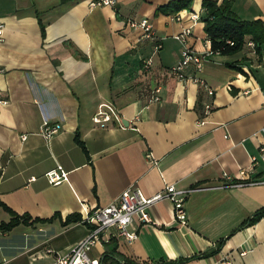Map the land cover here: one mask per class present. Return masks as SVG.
<instances>
[{
    "label": "crops",
    "instance_id": "crops-1",
    "mask_svg": "<svg viewBox=\"0 0 264 264\" xmlns=\"http://www.w3.org/2000/svg\"><path fill=\"white\" fill-rule=\"evenodd\" d=\"M95 1L0 0V201L31 217L0 227V261L48 264L87 234L84 208L106 205L129 186L150 196L174 183L194 188L185 223L170 200L156 201L149 207L156 224L134 218L136 239L112 235L91 256L213 264L228 254L230 264H264V214L241 225L264 208V183L221 185L225 171L264 179V42L260 52L246 39L236 52L209 53L200 0L170 14L156 12L166 0ZM229 2L240 17L264 21V0ZM141 17L153 37L128 24ZM186 26L188 46L204 55L195 74L212 94L188 76L191 65L184 78L169 71L183 46L174 35ZM103 102L125 124L93 123ZM44 119L60 124L49 138L39 132ZM57 165L67 179L53 184L45 172ZM70 213L80 218L65 220ZM10 217L0 205V222Z\"/></svg>",
    "mask_w": 264,
    "mask_h": 264
},
{
    "label": "built area",
    "instance_id": "built-area-1",
    "mask_svg": "<svg viewBox=\"0 0 264 264\" xmlns=\"http://www.w3.org/2000/svg\"><path fill=\"white\" fill-rule=\"evenodd\" d=\"M95 3L113 4L115 3V0H96ZM191 17L196 19L198 18V15L197 13H192ZM128 24L131 27L141 29L143 36H154L153 25L147 17L130 19ZM1 27L2 24L0 23V28ZM190 33L191 26H186L180 33L174 35L176 39H179L183 43V46L178 61L170 66L169 71L179 78H184L186 77L184 72L185 67L191 65L194 69V73L188 76L195 82L201 84L207 93L212 94V87H210L201 76L195 74L202 69L204 55L188 46L186 40ZM246 43L254 47V42L251 39H248ZM159 45L160 44L157 42L154 47L158 48ZM212 52L213 51L209 49V53ZM147 63H150V61L148 60ZM158 92L159 88L156 87L153 96H151L152 100L159 99ZM0 101L6 102L4 99H0ZM210 109L211 104L205 103L204 113L207 114ZM91 119L93 123L99 126H106L113 120L117 121L119 125H123L115 106L111 102L99 103L92 114ZM199 121L202 122L204 120L200 118ZM59 127V123H50L48 119H44L39 132L44 138H49L59 129ZM260 133L264 138V124L260 128ZM25 137V133L21 134V139H24ZM259 149L260 151H263L264 146H259ZM223 176L225 178L221 184L223 186L264 183V179H248L244 169L239 170L237 177L230 175L226 171L223 172ZM45 177L48 182L53 184L67 179L66 171L62 169L61 165H57L55 168L46 171ZM193 189V187H177L174 183H166L161 190L147 196L140 189L129 186L119 194L116 200H113L106 205H94L92 207L84 208L81 217L82 221L88 224L87 234L71 245L65 252L56 254L48 264H101V258L91 256V248L97 244H102L103 242L108 241L112 235L122 237L127 241L136 239L138 229L137 227L132 226L134 218L138 219L140 223H155L149 214V207L152 203L159 200H170L174 216L180 223H185V200ZM46 251L50 253L53 249L48 247ZM230 263L231 258L228 254L219 255V257L213 261V264ZM0 264H5V262L0 261Z\"/></svg>",
    "mask_w": 264,
    "mask_h": 264
},
{
    "label": "trees",
    "instance_id": "trees-1",
    "mask_svg": "<svg viewBox=\"0 0 264 264\" xmlns=\"http://www.w3.org/2000/svg\"><path fill=\"white\" fill-rule=\"evenodd\" d=\"M192 0H166L156 7V12L164 14L175 13L183 8H190ZM203 9L201 20L203 21V29L210 41V49L213 52L221 54H230L241 49L246 39L254 42L256 52H260L261 44L264 42V21L261 18L245 19L237 15L232 9L229 0H200ZM41 29L44 31V24L41 22ZM76 142L86 151L84 142L75 135ZM0 205L11 213V217L7 222H0V227L10 228L22 220L28 221L31 218L28 214H18L10 209L2 201ZM264 214V208L255 211L248 217L244 223H252ZM80 215L70 213L66 215L65 220H77ZM34 220H47V217H34ZM240 225V226H241ZM180 262L170 260H159L154 262L137 261L132 257L125 256L123 261L116 258L111 253L104 252L101 257V264H177Z\"/></svg>",
    "mask_w": 264,
    "mask_h": 264
},
{
    "label": "rangeland",
    "instance_id": "rangeland-1",
    "mask_svg": "<svg viewBox=\"0 0 264 264\" xmlns=\"http://www.w3.org/2000/svg\"><path fill=\"white\" fill-rule=\"evenodd\" d=\"M19 235V234H18ZM17 234L13 235L12 238H15L18 236ZM90 254H91V251H90Z\"/></svg>",
    "mask_w": 264,
    "mask_h": 264
},
{
    "label": "water",
    "instance_id": "water-1",
    "mask_svg": "<svg viewBox=\"0 0 264 264\" xmlns=\"http://www.w3.org/2000/svg\"><path fill=\"white\" fill-rule=\"evenodd\" d=\"M121 122L124 123V120L121 118ZM125 124V123H124Z\"/></svg>",
    "mask_w": 264,
    "mask_h": 264
}]
</instances>
